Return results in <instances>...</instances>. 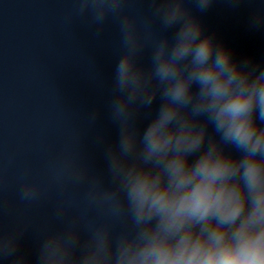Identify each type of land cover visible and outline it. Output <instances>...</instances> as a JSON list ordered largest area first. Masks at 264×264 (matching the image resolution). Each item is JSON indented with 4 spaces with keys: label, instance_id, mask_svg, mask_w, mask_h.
<instances>
[{
    "label": "clouds",
    "instance_id": "1",
    "mask_svg": "<svg viewBox=\"0 0 264 264\" xmlns=\"http://www.w3.org/2000/svg\"><path fill=\"white\" fill-rule=\"evenodd\" d=\"M76 3L78 19L118 26L109 105L118 136L105 150V175L78 157L53 169L62 192L84 189V204L58 203L59 226L41 236L35 261L20 251L22 230L2 227L0 260L264 264V63L237 58L206 33L197 13L214 0H150L158 29L141 23L130 0ZM43 191L25 179L19 199L31 205Z\"/></svg>",
    "mask_w": 264,
    "mask_h": 264
}]
</instances>
